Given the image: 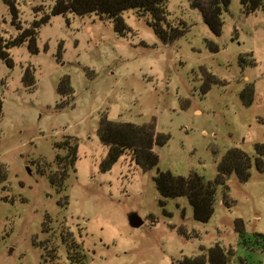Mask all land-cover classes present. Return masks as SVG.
I'll return each instance as SVG.
<instances>
[{"label": "rangeland", "instance_id": "374dc122", "mask_svg": "<svg viewBox=\"0 0 264 264\" xmlns=\"http://www.w3.org/2000/svg\"><path fill=\"white\" fill-rule=\"evenodd\" d=\"M54 2L0 0V37L17 34L11 6L28 27ZM166 12L182 31L170 41L138 8L121 13L122 34L105 16L67 12L38 28L35 51L26 41L7 49L9 63L0 58V264H80L67 258L61 228L84 248L83 264H180L216 243L231 249L229 264H264V158L261 168L255 161V144L264 143V2L245 13L229 0L218 34L189 0H166ZM64 76L72 96L58 91ZM103 116L154 120L169 136L155 147L157 166L143 170L127 150L101 170ZM68 136L77 144L75 171L58 190L46 170ZM232 147L252 158L250 175L230 173L228 204L216 187L207 221L194 218L186 195L157 192V170L213 180ZM131 214L140 226L130 225Z\"/></svg>", "mask_w": 264, "mask_h": 264}, {"label": "trees", "instance_id": "16d2710c", "mask_svg": "<svg viewBox=\"0 0 264 264\" xmlns=\"http://www.w3.org/2000/svg\"><path fill=\"white\" fill-rule=\"evenodd\" d=\"M190 4L199 9L210 29L218 34L223 24V14L227 10L229 0H189ZM264 0H240L245 13L254 12L263 7ZM12 7V23L17 34L6 39L0 37V58L7 63L11 61L8 48L28 42L33 51L36 50L35 40L38 28L46 23L52 14H65L72 12L78 15L95 13L112 20L115 31L122 34L128 27L121 16L124 10L138 8L148 11L152 15L151 26L156 35L163 41H170L182 35V31L173 27L167 21L166 0H55L48 13L39 19H33L28 27H23L17 20L16 11ZM25 81H31L32 75L25 73ZM214 81V77L210 76ZM58 91L62 95L72 96V88L68 76H64L58 85ZM2 102L0 100V116ZM97 133L100 141L107 146V153L101 162V170H108L119 157L127 150L130 151L131 160L143 170L155 168L158 163V155L155 147L165 144L169 136L157 130L155 121L143 124L109 120L106 116L101 118ZM57 153L54 163L55 169L48 171V178L58 190L65 189V180L74 173V164L77 159V144L75 139L68 136L55 143ZM256 165L262 167L264 158V143H256ZM252 158L242 149L232 147L226 150L217 164V173L213 180H207L202 175L192 172L186 176L175 175L170 171H156L153 177L157 192L164 198L186 195L193 208L194 218L197 221H207L213 213L216 187L224 188L222 201L228 204L226 181L230 173L235 172L241 181L248 179L250 175ZM42 170V169H41ZM43 171V170H42ZM45 171V170H44ZM4 179V173L0 166V182ZM238 220V232L243 236V228ZM59 236L64 243L67 258L71 262L83 264L86 254L84 248L79 245L70 231L60 230ZM53 253L55 249L52 250ZM232 256L231 249H225L218 243L207 249L205 253L184 257L180 264H229Z\"/></svg>", "mask_w": 264, "mask_h": 264}, {"label": "water", "instance_id": "95a60500", "mask_svg": "<svg viewBox=\"0 0 264 264\" xmlns=\"http://www.w3.org/2000/svg\"><path fill=\"white\" fill-rule=\"evenodd\" d=\"M142 222H143L142 219L139 216H137L136 214H131L129 216V223L133 227L140 226L142 224Z\"/></svg>", "mask_w": 264, "mask_h": 264}]
</instances>
